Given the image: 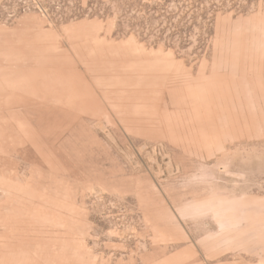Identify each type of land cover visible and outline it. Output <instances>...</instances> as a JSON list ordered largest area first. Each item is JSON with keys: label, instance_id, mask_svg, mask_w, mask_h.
<instances>
[{"label": "rangeland", "instance_id": "374dc122", "mask_svg": "<svg viewBox=\"0 0 264 264\" xmlns=\"http://www.w3.org/2000/svg\"><path fill=\"white\" fill-rule=\"evenodd\" d=\"M0 264H264V0H0Z\"/></svg>", "mask_w": 264, "mask_h": 264}]
</instances>
